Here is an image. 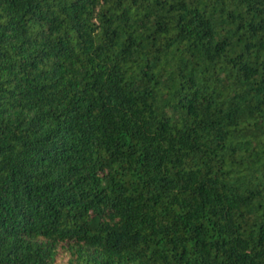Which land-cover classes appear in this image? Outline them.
I'll list each match as a JSON object with an SVG mask.
<instances>
[{"label": "trees", "instance_id": "obj_1", "mask_svg": "<svg viewBox=\"0 0 264 264\" xmlns=\"http://www.w3.org/2000/svg\"><path fill=\"white\" fill-rule=\"evenodd\" d=\"M0 264H264V0H0Z\"/></svg>", "mask_w": 264, "mask_h": 264}]
</instances>
